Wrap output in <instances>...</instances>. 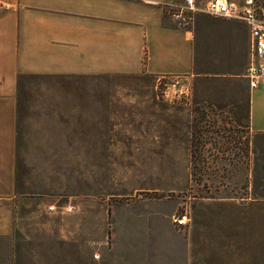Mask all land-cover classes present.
Segmentation results:
<instances>
[{
	"label": "rangeland",
	"instance_id": "obj_1",
	"mask_svg": "<svg viewBox=\"0 0 264 264\" xmlns=\"http://www.w3.org/2000/svg\"><path fill=\"white\" fill-rule=\"evenodd\" d=\"M21 82L26 96L69 93L73 99L57 100L51 112L35 104L21 121L27 148L52 145L57 155L33 152L36 158L17 166L16 192L0 205L28 206L36 213L9 226L13 245L0 238V264L6 254L8 264H112L115 217L121 221L152 208L176 226L172 217L183 214V207L210 198L264 204V132L250 130L245 94L230 78L25 76ZM93 93L104 100L95 101L89 115L98 110L104 122L98 131L84 132L80 115L86 101L77 95ZM249 95L264 119V85ZM51 114L57 116L54 131L34 125L35 115L48 121ZM65 114L72 122L67 126L60 123ZM71 145L73 158L65 159L60 154ZM97 146L98 159L82 158V151ZM65 206L71 211L64 212Z\"/></svg>",
	"mask_w": 264,
	"mask_h": 264
},
{
	"label": "crops",
	"instance_id": "obj_2",
	"mask_svg": "<svg viewBox=\"0 0 264 264\" xmlns=\"http://www.w3.org/2000/svg\"><path fill=\"white\" fill-rule=\"evenodd\" d=\"M206 1L194 0L197 10L191 24L179 28L164 4L182 0H0V200L14 195L17 166L36 158L33 152L48 158L57 155L52 145L26 147L20 132L28 109L32 112L38 104V110L51 112L57 100L73 99L69 93L26 96L21 92L25 76L230 78L245 94L241 99L250 130L264 132V119L258 118L249 95L258 86L249 88L244 78L250 58L247 25L203 12ZM77 97L86 101L81 108V131H98L95 127L104 117L98 110L90 116L89 110L104 97L95 93ZM64 117L60 123H72L67 114ZM32 119L34 125H47V132L57 125L53 114L48 121L40 115ZM72 148L60 155L73 158ZM96 149L82 151V158L98 159L99 146ZM245 201L225 196L185 206L182 226H174L152 208L121 221L115 217L112 264H264V204ZM34 209L0 205V238L5 244L14 243L8 236L9 226L35 214ZM8 260L6 254L3 262Z\"/></svg>",
	"mask_w": 264,
	"mask_h": 264
},
{
	"label": "built area",
	"instance_id": "obj_3",
	"mask_svg": "<svg viewBox=\"0 0 264 264\" xmlns=\"http://www.w3.org/2000/svg\"><path fill=\"white\" fill-rule=\"evenodd\" d=\"M7 8L6 4H1ZM169 16L179 28L191 24L193 12L197 10L194 0H182L181 3H165ZM202 11L213 16L242 20L248 28L250 58L244 71V78L249 88L264 85V0H207ZM49 211H55L54 205H48ZM70 212L71 207L62 208ZM176 225H185L184 214L172 217ZM96 257V255H94Z\"/></svg>",
	"mask_w": 264,
	"mask_h": 264
},
{
	"label": "trees",
	"instance_id": "obj_4",
	"mask_svg": "<svg viewBox=\"0 0 264 264\" xmlns=\"http://www.w3.org/2000/svg\"><path fill=\"white\" fill-rule=\"evenodd\" d=\"M193 127H195V126H193ZM191 135H193V134H191Z\"/></svg>",
	"mask_w": 264,
	"mask_h": 264
}]
</instances>
